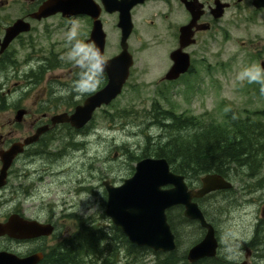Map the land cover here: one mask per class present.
<instances>
[{
	"label": "rangeland",
	"instance_id": "374dc122",
	"mask_svg": "<svg viewBox=\"0 0 264 264\" xmlns=\"http://www.w3.org/2000/svg\"><path fill=\"white\" fill-rule=\"evenodd\" d=\"M20 8L17 3L10 2L9 9L1 14L18 15ZM101 17L105 32L112 41V14L104 13ZM240 27L231 28V38L224 52L221 55H212L208 72H198L197 77L192 78L193 80L187 84L167 87L163 96L160 92L164 90L160 85H135L132 81L124 86L122 92L110 104L102 106L95 112L86 126L87 129L76 132L61 126L52 131L47 153H41L42 157L37 154L35 160L31 162L36 170L35 174H40V177L32 175L28 193L20 191L16 194L11 192L10 195L0 194V218L12 214L13 209L21 204L27 216L38 220H50L55 226V233L50 237L39 238V241L35 239L25 243L7 238L0 239V250H7L19 256L42 252L43 249L45 251L48 246L55 244L57 238L67 236L81 222L102 225L111 231L113 224L105 215L107 193L102 182L108 180L112 185H118L123 179L130 177L139 160H134L131 156L141 155L148 142L147 135H151L150 140L154 144L163 134L160 127L153 124L155 122L152 117L156 114L153 104L157 105V109L172 111L175 116L195 117L203 125H226L236 120L239 123L245 121L250 123L252 120L264 122V116L257 114L264 110V91L261 90L264 85L260 82H249L247 75L241 79L242 75L256 67L262 69L260 63L264 61V20L258 17L245 21ZM241 41H244V44ZM110 52L112 50L108 53ZM66 55L56 52L45 53L44 56L49 58L51 67L44 71L36 70L35 75H31L38 81L24 79L22 75L29 71V67L23 66L18 72V75L21 74L18 78L15 77V70H8L10 76L4 84L0 77V99L5 103L4 108L0 109L1 124L7 122L8 125L6 120L13 117L14 113L11 110L15 104L22 106L35 104L39 108L42 100L49 99L53 103L58 101V98L54 97V92L56 95L62 94L61 97L65 96L64 83L67 82L68 76L61 63L67 60ZM134 56L137 58L136 69L143 65L147 66L141 76L142 79L152 80L154 83L165 70V52L159 45H154ZM12 71L15 72L14 75ZM138 73L141 71H134V75ZM49 86L52 87L51 93L54 96L49 97L48 92L44 91V87ZM78 98L74 95L73 99L79 100ZM22 126L27 128V123H23ZM7 127V130L1 131L5 133L8 131ZM258 137L259 134L252 135L250 137L252 143L256 142ZM258 158L261 162H255L257 164L255 167L234 168L235 177L232 179L236 199L242 200V196L236 193L242 191L241 187L244 184L247 190L255 183L254 178L242 176L243 174L254 172L264 176V162L261 164L264 154ZM13 182L14 180L11 185ZM232 194L233 192L231 196ZM89 195L99 208L85 216L79 212L80 206L87 211L81 197ZM258 195L259 198L264 197V193L259 192ZM225 197L226 194L219 191L200 203L207 212V220L215 226L223 244L232 241L236 228L241 230L245 224L244 214L251 209L246 205L247 202H234L227 210L223 203ZM247 197L251 198L249 192ZM262 206L261 203L258 206L254 205V211ZM182 218L185 217L181 208L171 212V221L178 232L179 254L186 253L204 234L197 223L183 221ZM222 254L223 250L220 248L217 255L221 259ZM140 258L142 264H156V257L152 253L145 252ZM123 263L122 260L120 264Z\"/></svg>",
	"mask_w": 264,
	"mask_h": 264
},
{
	"label": "flooded vegetation",
	"instance_id": "af4514ba",
	"mask_svg": "<svg viewBox=\"0 0 264 264\" xmlns=\"http://www.w3.org/2000/svg\"><path fill=\"white\" fill-rule=\"evenodd\" d=\"M46 0H0V77L3 84L9 78L8 70H15V77L18 75L20 68L29 67L28 72H24L22 77L28 81L35 75L36 70H48L51 67L49 58L45 53L67 54L71 49L67 33L75 28L77 30V39L87 42L94 41L91 37L94 19L84 13H63L55 12L48 16L40 18L32 16L38 11L39 7ZM93 5H102V0H82L84 4L89 2ZM11 4L17 3L21 6L18 9V15L1 14L6 12ZM69 11V10H68ZM127 12L128 21H125V29L121 26V14ZM105 13L104 11L101 13ZM112 41L105 32L102 17V27L104 29V45L102 55L105 60H110L126 50L130 54L131 64L127 71V77L124 86L134 81V84L151 85L157 84L163 87L160 93L164 96L167 87L177 86L181 83L187 84L192 78L197 77L198 72H208L212 63L213 54H222L225 46L231 38V28H241L240 26L249 20L260 18L264 20V0H112ZM17 19H22L29 29L19 32L12 38L6 46L2 43L6 30ZM128 29L125 41L122 40L124 30ZM244 44V41H241ZM154 45H159L165 52L164 65L165 70L159 75L154 83L153 81L142 79L143 71L146 65L136 69V53L144 52ZM108 53L109 51H111ZM42 54V55H40ZM216 58L218 56H215ZM174 58L182 59L184 63L188 62L186 70L179 72L174 78H168V74L173 64ZM217 62V61H215ZM221 64L222 61H221ZM67 71V82H65V96L53 93L52 87H44L50 95L58 98L56 103L52 100H42V103L34 106H22L15 104L11 112L13 117H8L6 124L0 125V153L8 150L13 144H19L20 151L13 158L10 166L6 170L5 182L0 186V194H16L20 191L29 192V181L36 170L31 163L35 160L37 154L42 157L41 153H47V148L51 142V132L64 126L76 132L87 129L86 126L75 129L67 123L51 124L52 116L59 113L71 114L78 104H83L84 100L94 92L101 89L108 82V75L105 72L103 79L98 87L91 93H78L73 89V81L77 78L78 69L66 60L61 63ZM135 70L141 73L134 75ZM12 75L15 74L12 71ZM192 79V80H193ZM35 81H38L36 78ZM49 85V84H48ZM123 86V88H124ZM9 91V90H8ZM74 95L79 97L75 100ZM66 99V100H65ZM65 100V101H62ZM0 99V109L4 108L5 103ZM101 107L96 108L94 114ZM24 110V114L18 120L16 114L18 110ZM92 117V118H93ZM27 123V128L22 124ZM8 126V131L4 130ZM48 126L45 132L38 136V139L30 144H25V140L36 133L42 127ZM25 129V130H24ZM3 132H2V131ZM251 161V160H249ZM254 167L260 163L261 159H253ZM256 162V163H255ZM264 159H262V164ZM2 159L0 157V171L2 168ZM45 166V163L44 165ZM237 169V168H236ZM239 169H246L244 165H239ZM234 167L227 165L225 168L224 178L231 183V186L221 190L226 197L223 200L227 210L234 202H247L251 209L245 212V224L238 230L236 228L232 241L223 244L220 241L215 229L216 238L219 246L223 250L222 264H264V197L258 195L264 193V176L256 173H246L242 176L254 178L255 183L246 190V184L242 188V193H236L242 196V200L236 199L233 187ZM234 174V175H232ZM14 180L13 184L11 182ZM249 180V179H247ZM246 183V181H245ZM258 183V184H257ZM11 187L13 189L11 190ZM233 192L232 196L231 193ZM247 192L251 198L248 199ZM261 203L254 211V205ZM180 208V206H176ZM174 208V207H173ZM171 208V209H173ZM12 214H18L29 220H38L27 216L24 209L19 207L13 209ZM11 215V214H10ZM10 215L0 218V222H5ZM48 223L50 220H38ZM215 228V226H214ZM227 232H229L227 230ZM7 238L18 243H25L33 239L16 240L6 235L0 236V239ZM238 245V246H237ZM231 249V251H229Z\"/></svg>",
	"mask_w": 264,
	"mask_h": 264
},
{
	"label": "water",
	"instance_id": "95a60500",
	"mask_svg": "<svg viewBox=\"0 0 264 264\" xmlns=\"http://www.w3.org/2000/svg\"><path fill=\"white\" fill-rule=\"evenodd\" d=\"M102 6L82 0H46L32 16L40 18L55 12L69 14L84 13L94 19L91 37L101 53L104 45V31L99 19L101 9L112 13V0H102ZM69 10V11H68ZM121 26L125 29L128 15L125 11L120 16ZM22 19H17L7 28L2 47L19 32L28 30ZM122 40L125 41L128 29L124 30ZM175 63L167 75L174 78L179 72L186 70L188 62L174 58ZM131 64L130 54L123 50L118 56L106 60L105 72L108 82L98 91L88 96L83 104H78L71 114L59 113L52 116L51 124L68 123L80 129L92 118L96 108L108 105L121 92ZM264 69V63H262ZM24 110H18L16 119H20ZM48 126L40 127L35 134L25 140L30 144L45 132ZM19 144H13L8 150L0 153L3 161L0 171V186L5 182L6 170L13 158L20 151ZM103 185L107 193L105 215L115 227L127 237L128 241L138 247H146L154 252H170L176 248L175 235L167 221V210L173 206H183V216L189 220L198 221L205 233L200 241L191 246L186 254L190 263L204 258L216 256L218 242L213 226L207 222L201 208L194 199L230 186V183L217 173H207L201 177V186L189 189L184 176L174 173L165 158L145 157L135 164L133 174L125 178L120 184L112 185L104 180ZM54 226L41 223L38 220L25 219L18 214H11L8 219L0 222V236H8L16 240L47 237L53 234ZM43 258L42 252L18 256L10 251H0V264H38Z\"/></svg>",
	"mask_w": 264,
	"mask_h": 264
},
{
	"label": "trees",
	"instance_id": "16d2710c",
	"mask_svg": "<svg viewBox=\"0 0 264 264\" xmlns=\"http://www.w3.org/2000/svg\"><path fill=\"white\" fill-rule=\"evenodd\" d=\"M156 106L153 104L156 114L152 120L159 125L163 134L154 144L147 136L148 142L141 155L131 156L134 160L146 156L163 157L174 172L184 175L188 183H193L199 182L201 176L210 172L224 176L229 164L235 169L239 165L250 169L254 167L252 160L264 154V122L252 120L250 123H239L236 120L226 125H203L195 117L175 116L172 111H163ZM257 114L264 116V110ZM254 134L260 137L252 143L250 137ZM169 212V223L176 237L174 251L152 252L130 243L113 225L109 231L102 225L81 222L67 236L57 238L55 244L42 251L43 258L38 264H120L122 260L123 264H142L140 257L145 252L154 254L156 264H222L219 256L190 263L186 253L179 254L178 232L171 221L172 211ZM182 220L194 223L186 218Z\"/></svg>",
	"mask_w": 264,
	"mask_h": 264
},
{
	"label": "clouds",
	"instance_id": "9594fccd",
	"mask_svg": "<svg viewBox=\"0 0 264 264\" xmlns=\"http://www.w3.org/2000/svg\"><path fill=\"white\" fill-rule=\"evenodd\" d=\"M67 38L71 44V49L67 53L66 59L79 70L77 78L73 81V89L81 94L94 92L105 75L106 60L95 41L84 42L77 39L75 28L67 33ZM245 75L249 77V82H260L264 85V70L256 67L242 75L241 79ZM261 90L264 91V87ZM81 200L84 202L87 211L80 206V214L87 216L92 211L98 210L99 205L92 200L90 195L81 197Z\"/></svg>",
	"mask_w": 264,
	"mask_h": 264
},
{
	"label": "bare ground",
	"instance_id": "6f19581e",
	"mask_svg": "<svg viewBox=\"0 0 264 264\" xmlns=\"http://www.w3.org/2000/svg\"><path fill=\"white\" fill-rule=\"evenodd\" d=\"M153 124H156V123H153ZM156 125H158V124H156ZM158 126H159V125H158ZM147 136L150 137L151 135H147ZM150 138H151V137H150ZM152 138H153V137H152ZM55 159H56V157H55ZM261 164H262V163H261ZM256 171H257V170H256ZM253 173H254V172H253ZM32 204H33V203H32ZM67 215H68V214H67ZM68 216H69V215H68ZM106 231H107V230H106ZM107 232H108V231H107ZM34 239H35V238H34ZM50 239L52 240L53 238L51 237ZM37 240H38V239H37ZM37 240H36V241H37ZM29 241H30V240H29ZM32 241H33V240H32ZM32 241H31V242H32ZM34 241H35V240H34ZM38 241H39V240H38ZM40 241H41V240H40ZM26 244H27V243H26ZM51 244H52V243H51ZM42 247H43V246H42ZM37 250H38V249H37ZM37 250H36V251H37ZM38 251H39V250H38ZM43 251H44V249H43ZM31 252H32V251H31ZM26 253H27V252H26ZM26 253H25V254H26ZM32 253H34V252H32ZM28 254H29V253H28ZM219 254H221V253H219ZM73 257H74V256H73ZM184 257H185V256H184Z\"/></svg>",
	"mask_w": 264,
	"mask_h": 264
}]
</instances>
